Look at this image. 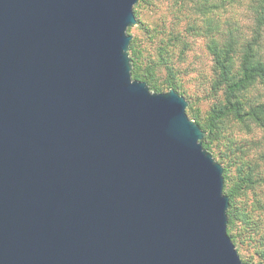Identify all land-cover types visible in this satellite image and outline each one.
Segmentation results:
<instances>
[{
    "label": "water",
    "instance_id": "95a60500",
    "mask_svg": "<svg viewBox=\"0 0 264 264\" xmlns=\"http://www.w3.org/2000/svg\"><path fill=\"white\" fill-rule=\"evenodd\" d=\"M137 1L0 0V264H263L185 98L132 77Z\"/></svg>",
    "mask_w": 264,
    "mask_h": 264
},
{
    "label": "rangeland",
    "instance_id": "374dc122",
    "mask_svg": "<svg viewBox=\"0 0 264 264\" xmlns=\"http://www.w3.org/2000/svg\"><path fill=\"white\" fill-rule=\"evenodd\" d=\"M255 1L194 0L183 4L175 0L140 2L137 23L128 33L137 39V46L146 59L155 60L158 47L166 48L164 51L173 66L178 85L175 90L188 103L186 113L187 108L191 107L202 123L211 108L224 101L223 90L214 85L213 61L206 48L208 36L219 42L230 31L238 37H250L255 17L251 4ZM200 7L205 9V13ZM207 21H211L210 24L207 25ZM262 45L264 47V37ZM156 75L160 91H167V71L164 65L158 66ZM244 99L254 103L264 102V86L252 87L245 93ZM221 131L220 140L215 142L218 148L228 153V143L231 141L236 149V157L245 158L253 169L255 182L241 200L245 199L253 204L254 217L259 219L260 228L264 231V131L252 120L240 122L231 116L223 120ZM228 155H231L230 152ZM259 249V244L249 242L246 246L244 243L239 244L236 250L241 260L247 257L251 263H257Z\"/></svg>",
    "mask_w": 264,
    "mask_h": 264
},
{
    "label": "trees",
    "instance_id": "16d2710c",
    "mask_svg": "<svg viewBox=\"0 0 264 264\" xmlns=\"http://www.w3.org/2000/svg\"><path fill=\"white\" fill-rule=\"evenodd\" d=\"M175 1L183 4L185 1L194 0ZM140 2L141 0H138L133 6L136 17ZM251 5L255 17L250 37L242 38L240 35L238 37L230 31L225 35L224 40L219 42L208 36L206 48L213 61L214 85L216 88L223 90V103L211 108L204 123L200 122L199 115L191 107L187 108V113L206 132L202 140L203 147L210 151L223 167V193L229 197L227 208L228 235L236 249L239 248V244L243 243L245 246L249 242L254 245L259 244L257 263L264 264V231L260 228L259 219L254 217L253 204L245 199L241 200L255 182L253 169L245 158L236 157V149L233 148L234 145L231 141L228 143V153L222 152L217 143L215 144L220 140L223 120L229 116L240 122L252 120L264 131V102L254 103L249 99H244L245 93L252 87L256 85L264 86V47L262 45L264 37V0H256ZM200 10L205 13L203 7H200ZM210 22L207 21V25ZM131 28L132 26L128 27L127 31L129 32ZM141 29L144 28L141 27ZM164 50L166 48L159 46L156 59H146L138 48L135 37L131 39L129 44L128 51L132 64V77L145 81L151 90H161L156 75V69L159 65H164L167 71L165 81L167 90L178 88L173 66L168 61L167 52ZM229 152L231 155H228ZM225 158H227L226 161ZM238 159H241V161H238ZM245 164H248L247 167H244ZM242 261L251 263L247 257Z\"/></svg>",
    "mask_w": 264,
    "mask_h": 264
}]
</instances>
